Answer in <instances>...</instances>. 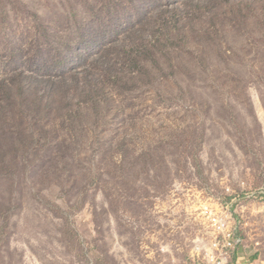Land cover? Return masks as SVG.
Returning <instances> with one entry per match:
<instances>
[{
  "label": "rangeland",
  "instance_id": "obj_1",
  "mask_svg": "<svg viewBox=\"0 0 264 264\" xmlns=\"http://www.w3.org/2000/svg\"><path fill=\"white\" fill-rule=\"evenodd\" d=\"M248 193L264 260V0H0V264H192Z\"/></svg>",
  "mask_w": 264,
  "mask_h": 264
},
{
  "label": "built area",
  "instance_id": "obj_2",
  "mask_svg": "<svg viewBox=\"0 0 264 264\" xmlns=\"http://www.w3.org/2000/svg\"><path fill=\"white\" fill-rule=\"evenodd\" d=\"M257 193L238 195L232 202L216 201L204 223V234L194 242L192 264H232L235 254L246 244L243 219L236 206ZM210 202V201H209ZM213 207V206H211Z\"/></svg>",
  "mask_w": 264,
  "mask_h": 264
},
{
  "label": "crops",
  "instance_id": "obj_3",
  "mask_svg": "<svg viewBox=\"0 0 264 264\" xmlns=\"http://www.w3.org/2000/svg\"><path fill=\"white\" fill-rule=\"evenodd\" d=\"M232 264H264V260L259 256L251 255L244 247L235 254Z\"/></svg>",
  "mask_w": 264,
  "mask_h": 264
}]
</instances>
